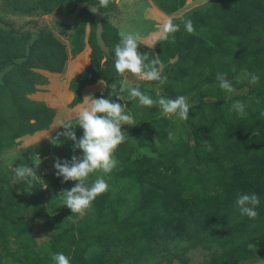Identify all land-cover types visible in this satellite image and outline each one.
<instances>
[{
    "label": "rangeland",
    "instance_id": "obj_1",
    "mask_svg": "<svg viewBox=\"0 0 264 264\" xmlns=\"http://www.w3.org/2000/svg\"><path fill=\"white\" fill-rule=\"evenodd\" d=\"M213 1L109 0L107 8L99 9L104 52L96 45L91 12L80 9L70 24L51 17L53 10L70 12L77 0H0L2 50L12 53L5 40L10 31L27 33L28 44L39 41L49 46L53 38L65 52L59 71L31 68L44 80L28 93L21 92L50 108L49 116L39 109L22 124L0 122V264H45L37 248L49 264H53L51 254L58 252L70 264H126L119 251L131 247L152 227L171 231L168 237L155 236L159 248L171 245L173 251L156 264H235L243 250L240 235L246 240L252 228L264 227L259 215L241 234L240 228L216 223V218L213 232L205 233L200 226L193 231L194 240L186 242L173 234L190 228L218 206L237 207V194L252 190L245 188L243 180L248 172L264 177V0H222L214 31L207 36L202 17ZM95 5L99 7V0ZM207 17L211 20L213 14ZM167 19L179 25V31L152 47V38ZM187 20L193 24L191 34L185 29ZM122 30L139 34L137 50L148 54L145 63L160 62L157 67L167 77L163 85L116 72L114 46ZM8 68L6 64L0 71V84ZM217 73L227 74L233 92L219 87ZM245 73L257 75L258 83L250 84ZM127 87H137L153 99L161 94L170 99L187 97L192 105L188 120L167 118L157 105H139L137 99L128 98ZM74 95L78 102L71 105ZM101 96L125 105L136 124L121 126L126 139L113 154L118 164L112 172L97 170L87 178L90 185L102 176L108 190L80 215L62 205L60 194L76 182H62V177L42 168L50 166L54 157L71 159L82 151L73 153L72 141L63 136L58 145L47 136L63 131L58 126L62 121L75 125L74 114L91 97ZM237 100L245 105L244 115L232 108ZM46 123L44 129L19 134L21 125L32 130ZM73 130L77 138L82 136L78 125ZM20 164L37 170L31 183L14 179L13 168ZM247 249L254 257L236 264H264V229Z\"/></svg>",
    "mask_w": 264,
    "mask_h": 264
},
{
    "label": "clouds",
    "instance_id": "obj_2",
    "mask_svg": "<svg viewBox=\"0 0 264 264\" xmlns=\"http://www.w3.org/2000/svg\"><path fill=\"white\" fill-rule=\"evenodd\" d=\"M108 5L109 0H99V7L95 5L90 8V11L95 13L100 8H107ZM185 29L190 34L194 32L191 20L185 22ZM176 31H179V25L174 24L172 19L163 21L162 27L159 29V35L152 38V47L159 41L167 40L169 35ZM119 37V42L114 46L113 61L116 72L121 75L128 72L140 79L158 81L163 85L167 77L162 76L161 70L157 67L160 62L157 59H151L149 63H145L148 60V54H141L137 50L139 34L122 30L119 32ZM107 59L108 55L100 60V65L103 66ZM245 76H250V84H256L259 81V77L255 74L245 73ZM216 79L222 90L229 93L234 91L231 81L227 79V74L217 73ZM99 84L109 87L104 81H99ZM111 87L115 89L116 85L113 84ZM127 92L128 98L137 99L141 106H159L162 114L167 118L178 116L184 121L189 118V109L192 108V105L188 103L187 97L183 95L170 99L168 96L161 94L157 99H153L137 87H127ZM125 108V105L116 100H110L103 96L100 98L91 97L90 101L74 114L75 125L71 120L62 121L58 126H61L63 131H57L55 136H47L49 142L53 145L61 143L60 137L63 136L72 141L73 153L77 149L82 151V155L73 154L71 159L54 157L55 175L62 177V182H76L70 189H64L60 193L63 199L62 205L67 206L71 213L83 215L91 206L92 201L108 190V184L102 176L97 177L90 185L86 184V180L90 174L97 170L108 174L117 166L118 161L113 154L126 139L121 126L136 124L133 117L126 113ZM232 108L238 114H245V105L242 101H234ZM77 125L83 130V134L79 138L73 130L74 126ZM13 173L14 179L26 180L29 183L37 176V170L26 164H20L13 168ZM259 202V198L255 193H238L235 201L240 214L247 216L249 219H254L257 216L255 208ZM249 247H254V245L250 243ZM51 259L53 264H70L69 258L62 252L52 253Z\"/></svg>",
    "mask_w": 264,
    "mask_h": 264
},
{
    "label": "trees",
    "instance_id": "obj_3",
    "mask_svg": "<svg viewBox=\"0 0 264 264\" xmlns=\"http://www.w3.org/2000/svg\"><path fill=\"white\" fill-rule=\"evenodd\" d=\"M85 1L90 2L93 5L98 2V0ZM224 3L225 2H222V0H214L212 4L208 7V9L204 12V15L202 17V23L205 29L203 30V33L205 35L208 36L209 34L213 33V27L215 26L214 22H216H213V20L216 18L220 8L222 7L221 5H224ZM207 13L213 14V18L211 20H208ZM21 39L22 42L19 41ZM5 40L9 42L7 44L8 46H11L9 47V50L12 51V53L7 54L8 50L6 51L0 48V71L3 67H5L6 64L7 66H9V68L3 73V84H0V122L2 120L7 122L9 125L17 121L18 124H22L23 120H27L29 115L36 113L39 109H43L46 115L49 116V112H51L50 108H47L41 102L37 103L32 100H29L24 95H21V92L28 93L29 91L33 90L34 84L42 83L44 80V77L42 75L33 70H30L31 68H44L50 71H59L61 69L63 61L65 60V52L63 49V45L54 40L53 38H49V46H44L39 41H34L33 43L28 44L27 33H24L21 36L10 31L7 32ZM32 57L36 60L32 61ZM15 59H18V61H15ZM5 83H7V86L5 85ZM21 87L23 88L22 90ZM77 102L78 96L74 95L69 104L72 105ZM26 107L28 108V111H31L32 113H28V111H26ZM46 126L47 123L43 124L42 126L34 127L31 130L29 129V127L26 129L23 127V125H21L19 134H24L27 132L30 133L31 131L38 129H44ZM190 146L193 148L195 147V145ZM243 180L245 181V188H252L251 192L248 193H255L258 196L260 202L256 206L255 210L257 212V215H259V219L264 218L263 174L260 172H248V174H246ZM235 212H238V215L235 214ZM202 215L203 217L201 219H199L198 217L197 221L193 222L190 228L174 232L173 234L176 237L182 238L183 236L184 241L188 242L189 240L196 239V235L193 234V231L199 229L200 226L202 227V229H204L205 233H212L215 222H222L223 224L232 227L233 229L240 228L238 229V234H241L243 233V228H247L249 221H251L252 223L256 220L249 219L247 216H242L239 212V209L234 205H232V208H230L229 206H218L213 210H209L208 213H206L205 215L204 213ZM213 219L215 220L214 223ZM254 226L255 225H253V227ZM263 229V226H255L248 232L250 236L246 237L249 238L246 240H243V237H241L240 235L239 238H241V242H239V244L240 248H242L243 250H240L239 254L234 259L235 264L241 260L254 257V255L247 249V246L250 241H253L257 238L259 239L261 237ZM170 232L167 230V228L158 229V227H152L148 231H146L142 236H140V239L133 245H131V247L123 248V252H119L122 253V256L125 258L126 264H156L164 258L168 256L170 257V255L173 253L172 249L170 248L171 245H164L159 248L156 244L157 236L166 235L168 237V233ZM37 249L39 252V256L41 257L43 262L45 264H49V260L44 256L40 248ZM111 253L114 252L112 251Z\"/></svg>",
    "mask_w": 264,
    "mask_h": 264
},
{
    "label": "water",
    "instance_id": "obj_4",
    "mask_svg": "<svg viewBox=\"0 0 264 264\" xmlns=\"http://www.w3.org/2000/svg\"><path fill=\"white\" fill-rule=\"evenodd\" d=\"M95 5H93L92 3L90 2H87L85 0H80V1H77L72 10L66 14H62V13H59L57 12L56 10H53L50 15L51 17L57 21V22H61L63 24H70L73 22V18L76 16V14L78 13V11L80 9H85L89 12L90 11V8L93 7ZM92 13V21L94 23V37H95V41H96V45L99 47V49H101L102 51L104 52H107V46L105 45L102 37H101V30H102V27H101V18H102V12L100 10H98L97 12ZM53 163L50 165V166H44L42 168V171L45 172V173H48V174H52V175H55V169L53 167Z\"/></svg>",
    "mask_w": 264,
    "mask_h": 264
}]
</instances>
